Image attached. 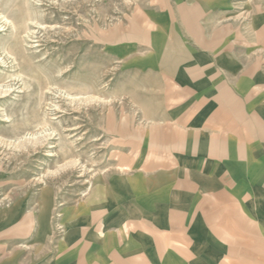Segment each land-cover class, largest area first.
Returning a JSON list of instances; mask_svg holds the SVG:
<instances>
[{"label":"rangeland","instance_id":"1","mask_svg":"<svg viewBox=\"0 0 264 264\" xmlns=\"http://www.w3.org/2000/svg\"><path fill=\"white\" fill-rule=\"evenodd\" d=\"M256 118L264 0H0V264H242L191 206L216 138L264 191Z\"/></svg>","mask_w":264,"mask_h":264},{"label":"crops","instance_id":"2","mask_svg":"<svg viewBox=\"0 0 264 264\" xmlns=\"http://www.w3.org/2000/svg\"><path fill=\"white\" fill-rule=\"evenodd\" d=\"M125 37L130 38L131 34L126 33ZM162 61V65L170 73H173L177 70L178 61L176 59L169 58V56H162ZM241 118H238V121H241ZM256 120L257 118L254 119V123L250 122L249 124L244 126L245 133H248V136L250 137L253 133V129H256L255 135H257V137L259 138H264V132L262 130L264 129V126L263 124H261V122H256ZM257 126H259V129H257ZM237 129L240 131H238V133H240L241 139H243L244 134H242L241 129ZM176 138L177 136L174 139ZM220 140L222 141V143L220 142ZM210 144H213L211 145L210 152H212L213 155L217 157L214 159L215 168L218 167L221 170H208L206 173L203 167L206 164H201V169H204V175L206 174V176H203L202 174V176H200L201 180L198 179L195 183L197 184V189L202 188L203 190L201 189V195L200 197H198V204H194L191 207L197 210L205 208L221 209V213L220 215H218V218L220 220L204 221V217H206V219L214 218L210 216V214L214 215L210 212L209 214L205 215L201 214L202 218H200V220H197L196 222L201 224L202 226H205L204 228L206 230L207 240H214L216 238V234H220L222 236L221 239L225 241H231L232 239H234L238 241L240 240L241 242V240H244V243L247 247L245 246L244 248H241L246 249L244 252H241L244 256H246L244 257L242 255V257L246 258L243 260L242 264H247L248 260L250 264H264V232H262V229H264V191L259 190L260 192H253L254 194H251L253 195L254 199H258L255 200V202H253L252 204L250 200L252 201L254 199L250 198V193L239 192L241 186L239 187L238 185V187L236 188L235 183H233L235 187L232 188L230 175L231 172L236 173V176H239V178L247 176L245 172V162H243L245 156L244 158L239 160L240 162L238 163V165L234 167L229 161V158H226L227 150H229V154H227V157L231 155L230 149H227L226 146V138H216V140L210 142ZM218 162H220V165ZM260 170L263 171L262 169ZM261 171L258 172L260 173L258 174V176L260 177L263 176ZM252 206L256 209V211L254 212L255 221L251 219L248 220L243 217V215L245 216V210L252 208ZM232 211H234L235 217L234 215L232 216ZM193 218L197 217L193 215ZM237 219L238 221H235ZM249 221L251 222L250 228L247 227V223H249ZM236 223H239L238 226H236ZM242 224L244 225V227H242ZM211 235H214L215 238ZM250 242L255 244L253 248H251L252 243L250 244ZM147 256L137 255L138 258H142L143 260ZM248 257L253 258V262L251 261L252 259H248ZM240 258L238 261L239 264H241L240 261L242 260Z\"/></svg>","mask_w":264,"mask_h":264}]
</instances>
